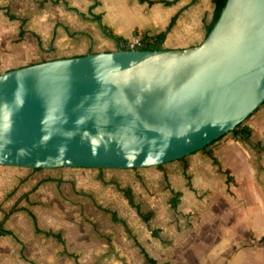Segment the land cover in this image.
Returning <instances> with one entry per match:
<instances>
[{
	"label": "water",
	"instance_id": "1",
	"mask_svg": "<svg viewBox=\"0 0 264 264\" xmlns=\"http://www.w3.org/2000/svg\"><path fill=\"white\" fill-rule=\"evenodd\" d=\"M264 103V0H226L198 45L0 73V166L140 168L198 151Z\"/></svg>",
	"mask_w": 264,
	"mask_h": 264
},
{
	"label": "crops",
	"instance_id": "2",
	"mask_svg": "<svg viewBox=\"0 0 264 264\" xmlns=\"http://www.w3.org/2000/svg\"><path fill=\"white\" fill-rule=\"evenodd\" d=\"M37 1L0 0V73L51 59L117 50L118 42L103 31L102 26L104 25L124 39L129 38L135 32L150 37L163 31L172 18H175L165 36L163 46L170 49L195 46L204 39L206 25L211 20L214 10L213 0H39L40 3ZM41 3L45 5L44 10L37 8V4L41 5ZM26 13L32 14V16L26 15ZM96 17L100 19L98 20ZM23 40L28 43V50L24 55L21 54V42ZM259 121L258 117L252 119L247 126L248 128L244 130V136L233 132L232 136L220 138L208 147L219 161L221 168L230 170L232 181L229 183H226V175L219 172L218 167L201 150L184 156L183 160L176 159L161 165L129 169H97L98 174L106 170V173L113 176L114 180L126 181V187L122 188L131 190L133 201L138 205L139 210L142 213H152V217L145 221L138 214L137 209L128 203L120 190L128 209L127 217L119 218L120 221L118 222H121L126 228V232L129 233V221H136L135 217L141 219V222L143 221L142 226H134L133 234L135 237L131 235L130 240L121 237L124 247H116L117 243L114 245L112 242L113 247L106 249L101 246V242L97 238L92 239L90 243L92 247L84 241V238L76 241V245H69L60 232L40 227L39 220L29 205V207L23 206L21 210H24L28 215L30 212L35 216L36 225L39 229L60 233L63 242L53 236L36 232L34 221L30 215V222L27 219L18 221L15 214L21 211L17 210L18 212L15 211L11 214L0 227V230L5 229L12 233L0 235V264H68L67 259L69 257L76 260H90L89 264H101L103 260L114 259L115 256H112L114 251L124 256L125 259V252L131 251L132 257H138L137 259L144 264H149L140 252V247L156 260V257L151 255L148 250L154 242L151 238L163 240V237L169 234L177 241L176 224L180 225L182 222L180 219L178 221L175 219L179 211V203L183 199L190 201L192 195L196 194L197 187L210 194L209 209L219 207L215 202L217 197L218 202H223L226 207H233L231 208L233 209L231 215H235L237 219H239L238 215L241 211L243 221H236L235 226L241 224L239 227L241 229L245 225L252 228V236L248 235L245 241L241 240L245 244L242 250H237V244H234L237 241V239L235 240V233L232 231L229 233L230 240L226 241L227 245L224 246V249L227 251L226 253L232 252V255L227 262L218 263L264 264V243H262L264 239L261 240L264 236V228L256 232L251 226L250 219L253 217L252 212L255 211V206L253 207L246 199V194L242 190L245 186L243 180L246 176L250 179L249 182H246V187L250 185L252 190L253 188L257 190L254 184L255 170L251 159L257 155H262L264 159V151L258 154V150L255 151L254 148L259 142L264 144V123ZM235 158L238 163H242L240 164L241 168H235L236 172L231 163ZM15 172L7 170L6 174L4 173L7 178L1 180L0 192L5 182L10 180L8 177ZM17 174L19 175L18 172ZM191 174L194 175L196 184L191 182ZM175 175L180 179L182 178L183 186L180 188L172 184L171 179ZM216 175H221V177H217L219 185L221 180L223 183L220 187L215 186ZM188 182L191 187L188 186ZM164 187L166 188L163 189ZM171 189L181 192L175 209L169 204V198L172 195ZM155 190L162 192V198H166V204L162 209L157 208L159 214L156 217V225L151 227L150 221L153 219V215L155 216V203L152 201ZM15 194L16 196L12 195V202L17 201L22 195L17 192ZM253 194L255 193L253 192ZM228 195L232 200L228 199ZM233 196L236 197L233 198ZM28 200L31 203V200ZM212 211L208 212L210 217L213 215L210 214L213 213ZM214 211L218 212V210ZM214 214L215 219H217L218 214ZM170 215H172V219L168 217ZM125 218L127 221L124 220ZM215 219L208 221V224L213 225ZM29 225L32 232L26 234L22 228ZM105 225L108 226L107 223ZM222 227L230 228L227 224H222ZM37 234L43 236H37ZM43 237L56 240V243L49 240L46 243ZM193 239L195 236L192 237ZM188 243L189 240L186 244ZM210 249L212 247H209L208 251L206 250L207 261L209 262L206 264H213ZM127 258L131 261L130 257Z\"/></svg>",
	"mask_w": 264,
	"mask_h": 264
},
{
	"label": "rangeland",
	"instance_id": "3",
	"mask_svg": "<svg viewBox=\"0 0 264 264\" xmlns=\"http://www.w3.org/2000/svg\"><path fill=\"white\" fill-rule=\"evenodd\" d=\"M37 3H40V1L38 0ZM37 8L39 10H44L45 5L42 3L41 5L37 4ZM26 15L32 16V14L28 13H26ZM27 50L28 43H26V40H23L21 42V54L24 55ZM256 117L259 118V122L264 123V103L246 118L241 126L247 127L252 119ZM232 135L233 132H229L221 138ZM261 143L262 142H259L254 146L255 151L258 150V154L264 151V144ZM263 160L262 155L254 156L251 159L252 166H254L255 170L254 184L257 190H254V188L252 190V186L250 185L246 187V182L250 181L248 176L243 180L245 186L242 188L246 194V199L253 207L255 206V211L252 212L253 217L250 219V222L256 232L264 228ZM237 161L238 160L235 158L234 161L231 162L234 171L237 167L241 168L240 164L242 163H238ZM97 169L98 168L94 167L32 169L17 166H0L1 187V180L7 178L4 173L6 174L7 170L16 171L12 176L8 177L10 180L5 182L0 192V220L9 208L14 206L29 207V205H31V209L36 215L37 220H39V226L43 229H52L53 231L60 232L69 245H76V241L84 238V241L92 247L90 244L92 239L97 238L100 240L101 246L106 249L113 247V244L115 245L116 243V247H124L121 237L128 238L129 240L131 235L135 237L133 234L135 231L134 226H142L143 221L141 222V219L137 217H135L136 221L128 220L130 222L128 223V233L121 222L111 218L110 213L106 212L104 209L115 210L117 217L120 219L127 217L128 206L120 191V188L126 187V181L124 182L122 179L114 180V178H112L113 176L106 173V170L98 174L99 172H97ZM190 176L192 177L191 182L196 184L197 181L194 175L191 174ZM217 177H221V175H216L215 186L220 187L223 183L221 180V184L219 185ZM171 180L174 186L179 188L183 186L182 178L180 179V177L175 175ZM165 188L166 187L163 189ZM9 190L10 193H8ZM16 192L22 195L17 201L12 202V195L16 196ZM253 192L255 194H253ZM162 196V192L153 191L152 201L155 203V216L153 215V219L150 221L151 227L156 225V217L159 214L157 213V208L162 209L165 207L166 198H162ZM224 196L226 195L224 194ZM235 197L236 196H233V198ZM28 199L31 200V203ZM210 199V194L204 192L202 188L197 187L196 194L192 195L190 201L183 199V201L179 203L180 212L178 211L175 219L177 221L180 219L182 222L180 225L176 224L177 241L176 238L171 237L169 234L165 235L163 240L151 238L154 242L149 246L148 250L151 255L156 257L157 264H206L208 262L207 249L209 247H212L210 250L213 256L211 259L213 264L227 262L232 252L226 253L227 251L224 249V246L227 245L226 241L230 240L229 233H231V231L235 233V240L237 239V241L234 242V244H237V250H242L245 247L242 241H245L248 235L250 237L252 236V228L245 225L241 229L239 228L241 224L235 226L236 221H243L241 218V211L238 215L239 220L235 215H231L233 210L231 208L233 207H226L223 202H218L219 200L217 197L215 202L219 207L213 208L212 211L209 209L210 207L208 205V203L211 202ZM228 199L232 200L230 195H228ZM210 210L213 212L210 213L213 214L212 217L208 214V212H211ZM214 210H218V212ZM20 211L21 212L15 214L16 219L18 221L27 219V221L30 222V216L24 210L20 209ZM214 213L218 214L217 219H215L216 216H214ZM168 217L171 219L173 218L172 215ZM212 219L216 221L213 225H209L208 221L210 222ZM124 220L127 221L126 218ZM106 223L108 226L105 225ZM222 224H227L230 228L222 227ZM22 229L25 230L26 234H31L32 232L30 225ZM159 234L160 232L158 235ZM19 235L21 236V234ZM37 236L43 235L37 234ZM193 236H195V239L192 240ZM169 238L171 240H168ZM43 239H45L44 242L46 243L48 240L52 243H56V240H50L51 238L46 239L43 237ZM188 240L190 244H186ZM211 241L212 243H210ZM262 243L264 242L262 241ZM123 250L127 251L125 249ZM127 253L125 252V259L124 256L114 251L112 252V256H115L114 259L103 260L101 264H144V262L137 259V255V258L132 257L131 251ZM79 254L82 255V253ZM127 257H130L131 261ZM67 261L68 264L90 263V260H76L72 257H69Z\"/></svg>",
	"mask_w": 264,
	"mask_h": 264
},
{
	"label": "trees",
	"instance_id": "4",
	"mask_svg": "<svg viewBox=\"0 0 264 264\" xmlns=\"http://www.w3.org/2000/svg\"><path fill=\"white\" fill-rule=\"evenodd\" d=\"M226 0H213L214 3V10L212 13V17L211 20L209 21V23L206 25V34L211 30V28L213 27V25L215 24L221 9L223 8L224 4H225ZM98 20L100 19L99 17H96ZM175 18H172V20L170 21L169 25L163 30L160 31L157 34H154L150 37H147L145 35H143L144 38H148L150 40L149 43H147L146 45L139 47V50H154V49H165V47L163 46V41L165 39V36L170 28V26L173 24ZM23 23V21H22ZM103 31L111 36L112 38H114L118 43L121 41H124L125 39L122 38L121 36H118L116 34L113 33V31L107 27V26H102ZM22 34H23V30H22ZM134 34H138L137 32H135ZM125 49V48H123ZM248 118V117H247ZM243 122V121H242ZM242 122L239 123L233 130H231L230 132H235L237 134H241L242 136H244V130L247 129L248 127H243ZM221 138V137H220ZM218 138V139H220ZM217 139V140H218ZM248 139V138H246ZM216 141V140H215ZM215 141H213L212 143H210L209 145L203 147L202 149H200L201 151H203L213 162V164H215L218 167V171L225 174L226 175V183H229L232 181V175L230 174V170L229 169H222L221 165L219 163V161L217 160V158L213 155L212 151L210 149H208V147L213 144ZM185 157L180 158L179 160H183ZM161 165V164H160ZM38 169V168H35ZM187 176V175H186ZM188 186H190L189 182H188ZM120 190L122 191L123 195L126 197V199L128 200V203L132 206H134L137 211L138 214H140V216L145 220H149L152 217V213L148 212V213H142L139 210L138 205H136L133 201L132 198V193L131 190L129 188H120ZM171 197L169 198V204L172 208H176L177 204L179 202V197L181 196V192L180 191H175L173 189H171ZM22 209V207H12L10 208L7 212L4 213V216L2 218V220L0 221V227L3 225L4 221L11 215L13 214L15 211ZM106 212L111 214V217L113 220L115 221H120V219L117 217L116 212L115 211H111L109 209H104ZM29 215L31 216L32 220L34 221V225H35V230L36 232H41L46 236H53L56 239H58L59 241L63 242L60 233H54L52 231H43L41 229H39L36 225V219L35 216L29 212ZM5 234H12L9 230H5V229H1L0 230V235H5ZM264 239V236H262L261 240ZM140 252L142 253L143 257L148 261L149 264H156V260L154 258H152L151 256L148 255V253L142 248L140 247Z\"/></svg>",
	"mask_w": 264,
	"mask_h": 264
},
{
	"label": "built area",
	"instance_id": "5",
	"mask_svg": "<svg viewBox=\"0 0 264 264\" xmlns=\"http://www.w3.org/2000/svg\"><path fill=\"white\" fill-rule=\"evenodd\" d=\"M148 38H144L142 34H133L129 38L118 43V48L125 49H138L149 43Z\"/></svg>",
	"mask_w": 264,
	"mask_h": 264
}]
</instances>
